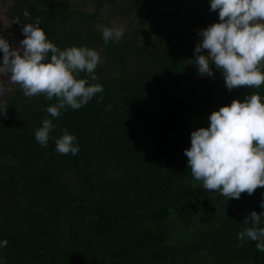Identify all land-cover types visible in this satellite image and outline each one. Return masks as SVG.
Listing matches in <instances>:
<instances>
[{"label":"trees","instance_id":"1","mask_svg":"<svg viewBox=\"0 0 264 264\" xmlns=\"http://www.w3.org/2000/svg\"><path fill=\"white\" fill-rule=\"evenodd\" d=\"M108 2L114 15L154 19V36L133 27L105 44L97 26ZM199 2L180 19L150 0H94L93 10L71 0H10L21 29L39 20L59 49L100 51L97 79L77 78L103 92L59 117L46 111L55 97H26L18 84L0 103V264H264L258 241L238 239L251 212L264 213V188L230 200L205 191L184 154L212 112L251 94L264 102V85L229 91L214 65L215 78L199 74V32L219 22L210 0ZM45 118L54 127L42 146L35 133ZM65 131L78 154L56 152Z\"/></svg>","mask_w":264,"mask_h":264},{"label":"clouds","instance_id":"2","mask_svg":"<svg viewBox=\"0 0 264 264\" xmlns=\"http://www.w3.org/2000/svg\"><path fill=\"white\" fill-rule=\"evenodd\" d=\"M211 10L218 11L219 22L199 32L201 37L194 51V64L201 76L213 77L212 65L225 79L229 91L239 88H260L264 85V0H210ZM27 15V14H25ZM19 21H17L18 23ZM40 21L24 24V39L14 47L0 35V76L12 84L20 85L26 97H54L57 104L46 111L59 117L66 106L79 109L97 93L102 85L90 84L101 63L100 54L88 47L59 49L39 27ZM102 37L119 43L124 35L122 28L101 27ZM207 50V55H200ZM50 55V62H45ZM86 73L88 79L77 78ZM6 91L0 83V95ZM6 115V110L3 112ZM209 127L191 133V147L184 154L188 169L205 191L216 192L230 199H240L264 188V102L258 94L245 97L243 102L233 100L208 117ZM54 125L45 118L35 133L36 141L46 146ZM76 137L64 132L56 139V152L76 155L79 147ZM264 208V201H261ZM264 213L252 211L245 219L250 224L238 233V239L258 241L257 250L264 252V227H260ZM7 240L0 242L6 247Z\"/></svg>","mask_w":264,"mask_h":264},{"label":"rangeland","instance_id":"3","mask_svg":"<svg viewBox=\"0 0 264 264\" xmlns=\"http://www.w3.org/2000/svg\"><path fill=\"white\" fill-rule=\"evenodd\" d=\"M119 4H122L124 0H115ZM154 5L163 9L164 11L175 10L178 14V18H188L197 12L200 6L199 0H150ZM73 3L81 4V7L93 10L94 0H71ZM85 2V4H83ZM10 0H0V35H3L5 39L9 41L14 47H18L21 40L25 37L22 33V29L11 20L9 13ZM114 8L111 3H106L103 9V16L100 20L101 27L108 28H122L124 32L129 31L133 27H139L142 29L143 38L147 37V34L154 36L151 25L154 21L151 17L146 19H134L133 16L124 17L121 15L112 14ZM97 51V50H96ZM101 56V63L103 64V56L100 51H97ZM3 52L0 51V62H2ZM0 83H3L6 91L0 95V103H4L6 97L13 92L16 84H12L7 77L0 76Z\"/></svg>","mask_w":264,"mask_h":264}]
</instances>
